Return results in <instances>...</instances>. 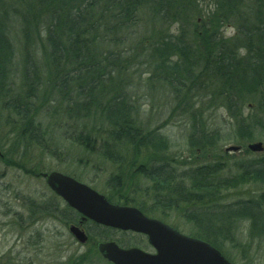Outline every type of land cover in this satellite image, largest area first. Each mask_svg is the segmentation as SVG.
Instances as JSON below:
<instances>
[{"label": "trees", "instance_id": "1", "mask_svg": "<svg viewBox=\"0 0 264 264\" xmlns=\"http://www.w3.org/2000/svg\"><path fill=\"white\" fill-rule=\"evenodd\" d=\"M187 1L0 0V109L7 115L14 147L32 145L58 159L64 152L40 121L59 117L64 118L63 125L78 123L70 139L91 154L101 147L105 158L119 168L110 182L118 199L114 202L106 197L109 202L135 207L153 217L165 218L175 210L194 223V237L210 243L227 258L222 244L229 241L239 221L248 223L253 236H264V155L236 162L233 171L223 162L183 169L173 158L166 160L170 142L159 131L140 124L127 91L121 81L115 82L121 73L133 74L139 68L132 64L126 49L132 29L142 22L141 13L163 10L157 15L163 20L173 11L180 14L190 6ZM225 3L232 4L230 8L239 19L245 0H224L222 5ZM248 14L238 26L235 40L220 34L219 23L216 28L210 26L213 23L196 26L189 35L180 21L178 34L159 32L156 38L137 44L148 47L151 72L145 78L147 84L163 85L181 110H185L187 94L209 86L210 101H216V96L222 100L238 137L245 140L255 131L264 133V0H255ZM16 27L25 45L21 66H15L19 49L12 37ZM36 40L40 54L28 51ZM39 56L42 66L37 65ZM19 70L21 78L12 84L13 71ZM47 90L56 95L49 108L42 103ZM69 94L75 97L69 98ZM200 117V113L192 117L195 126L189 146L195 151H203L219 134L215 131L206 137ZM97 120L103 123L99 127ZM151 154L165 158L139 162L142 155L148 159ZM31 173L38 175L35 170ZM249 186H260L263 191L250 199L226 201V192ZM162 210L167 212L161 214ZM73 216L77 217L71 213L66 223H75ZM93 226L109 236L110 230ZM107 238L124 248L139 244ZM79 264H89L88 259Z\"/></svg>", "mask_w": 264, "mask_h": 264}, {"label": "rangeland", "instance_id": "2", "mask_svg": "<svg viewBox=\"0 0 264 264\" xmlns=\"http://www.w3.org/2000/svg\"><path fill=\"white\" fill-rule=\"evenodd\" d=\"M254 2L255 0H245L238 11L240 14L238 19L236 12L230 8L231 3L222 5L224 0H188L187 3L190 6L185 7L180 14L174 11L171 15L168 13L169 16L163 20L157 16L163 10L142 12V22L132 29L130 44L126 50L130 53L132 64L139 68L133 73L134 75L121 73L122 80L117 76L115 82L121 81L123 88L127 91V96L135 106L140 124L148 130L159 131L170 142L171 147L166 160L173 158L176 164L183 169L223 162V165L225 164L232 170L236 162L264 155V152L253 153L248 148L249 145L255 143L264 145V133L255 131L250 140L238 137L236 125L228 118L222 100L216 96V101H210L208 94L212 88L209 86L187 94L184 99L185 110L178 109V103L176 104L168 89L161 84L146 83L145 78L151 72L149 71L151 61L148 47L147 44L141 47L137 44L140 40L147 41L151 37L156 38L159 32L167 33V35L178 34L180 21L189 35L196 26L203 28L213 23L210 26L216 28L215 26L219 23L220 34L225 38L235 40L238 26L243 25V21L249 18L248 12ZM221 10L226 12L221 13ZM18 34L19 29L16 27L12 37L19 49L15 66L19 63L21 66L22 50L25 46L20 42L21 35ZM35 50L40 54L37 40L28 46L30 53ZM36 61L38 66L39 63L43 65V59L40 56L36 58ZM42 72L46 76L47 71ZM13 74L11 83L18 84L21 78L20 70L19 72L13 71ZM45 94L47 96L44 97L42 103L44 107L49 108V101L53 100L56 95L49 90ZM68 96L72 98L75 94ZM193 104L197 105L194 107ZM54 106L52 105V110L56 111ZM44 111L42 110V115ZM194 113L197 115L200 113L199 124L207 131L206 137L213 136L215 131L219 132L214 141L204 142L208 143V146H203V151H195L189 146L190 135L195 126L192 118ZM6 116V113L0 109V152L5 154L4 159L0 158V264H79L87 259L89 264H108L100 257L96 248L98 244L108 242L107 237L121 239L128 244L137 241L143 245L134 244L131 247H138L148 252L146 239L142 236L141 238L136 237L133 233L124 235L123 232L110 230L109 236H106V233L91 224L92 221L88 220L79 225V218L74 216L77 224L66 225L69 219L64 213V205L60 201L52 200V191L48 188L46 181L39 178V173L53 171L63 173L114 202L117 201V194L111 189L110 182L113 176L118 174L119 168L105 158V150L101 147H96V153L91 154L70 139L71 135L75 134L78 123L68 121L67 125H63L61 120L64 118L59 117H45L44 121H40L44 128H49L54 141L64 152L58 159L32 145L26 147L20 143L14 147V138L10 135L12 129L6 124ZM101 124L103 123L97 120L96 126L99 127ZM97 135L101 136L102 133L99 132ZM232 147L238 148L239 151L228 152L227 150ZM11 152L15 154L12 155ZM142 156L139 162L147 160L151 163V160L162 159L164 155L151 154L148 155V159L145 155ZM130 158L134 159V157ZM32 170H35L38 175L32 174ZM125 175L126 173L123 177ZM136 184L140 185V182ZM262 191L260 186H249L226 192L224 197L226 201L250 199ZM48 204L50 207H47ZM150 206L149 204L148 207ZM53 208H58V212H55ZM163 212L167 211H160L161 214ZM159 216L149 217L176 228L186 236H195L196 226L186 220L181 213L173 210L165 218ZM237 224L233 230V236L231 235L229 241L222 244L227 259L229 258L232 264H264V236H253L249 232L248 223L244 221H239ZM72 226L82 227L89 242L85 244L78 242L70 232Z\"/></svg>", "mask_w": 264, "mask_h": 264}, {"label": "water", "instance_id": "3", "mask_svg": "<svg viewBox=\"0 0 264 264\" xmlns=\"http://www.w3.org/2000/svg\"><path fill=\"white\" fill-rule=\"evenodd\" d=\"M255 153L264 152L263 143L249 145ZM228 152L239 151L232 147ZM1 156V153H0ZM48 187L73 209L96 224L124 232L143 234L149 238L156 254L122 249L115 242L97 246L101 256L112 264H232L211 244L181 234L177 229L157 219L146 217L134 207L113 205L106 197L74 178L59 172L42 175ZM71 233L81 244L88 241L83 230L71 227Z\"/></svg>", "mask_w": 264, "mask_h": 264}, {"label": "flooded vegetation", "instance_id": "4", "mask_svg": "<svg viewBox=\"0 0 264 264\" xmlns=\"http://www.w3.org/2000/svg\"><path fill=\"white\" fill-rule=\"evenodd\" d=\"M2 158V157H1ZM39 178H42L46 181V179L41 175L39 174ZM52 200H58L62 203V205H64V213L66 214L67 213V217H69V215L72 213L73 215H77V218H79V225L82 224L83 222H85L86 220H84L83 216L80 215L79 213H77L75 210L71 209L70 206L60 197L56 196L53 192H52ZM47 207H50V204L47 205ZM66 225H70L69 223H66ZM146 239V242H147V247H148V253L150 254H154L155 253V249L150 245L149 243V239L147 237H145Z\"/></svg>", "mask_w": 264, "mask_h": 264}]
</instances>
